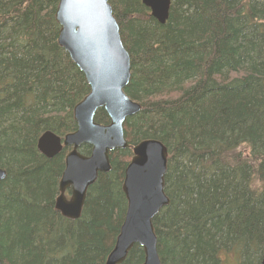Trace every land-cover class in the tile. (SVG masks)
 <instances>
[{"label":"trees","instance_id":"16d2710c","mask_svg":"<svg viewBox=\"0 0 264 264\" xmlns=\"http://www.w3.org/2000/svg\"><path fill=\"white\" fill-rule=\"evenodd\" d=\"M165 25L143 0H109L131 57L130 148L89 189L79 220L56 210L69 150L38 151L46 132L77 130L90 94L59 46L60 0H0V259L4 264H106L124 223L132 148L169 153L168 207L154 220L161 264H261L264 253V0H171ZM96 122L108 125L104 111ZM80 153L89 156L90 147ZM136 246L123 264H143Z\"/></svg>","mask_w":264,"mask_h":264},{"label":"water","instance_id":"95a60500","mask_svg":"<svg viewBox=\"0 0 264 264\" xmlns=\"http://www.w3.org/2000/svg\"><path fill=\"white\" fill-rule=\"evenodd\" d=\"M171 4V0H143L151 16L162 25L169 19ZM56 22L60 27L59 46L84 74L91 91L74 108L77 131L63 139L47 132L39 139L38 150L53 159L63 147L72 148L66 157L56 210L76 221L82 216L89 189L100 174L111 172L110 153L130 148L124 126L142 106L125 93L131 79V57L109 0H60ZM99 111L109 117L108 126L95 122ZM83 146L92 148L89 157L79 153ZM132 149L134 156L122 186L127 212L106 264H123L136 246L143 249V264H161L153 222L170 204L165 194L168 149L156 140L143 141ZM6 176L0 169V184ZM67 190H71L70 200L65 196ZM0 264H4L1 259Z\"/></svg>","mask_w":264,"mask_h":264},{"label":"rangeland","instance_id":"374dc122","mask_svg":"<svg viewBox=\"0 0 264 264\" xmlns=\"http://www.w3.org/2000/svg\"><path fill=\"white\" fill-rule=\"evenodd\" d=\"M67 198L70 199V194H66ZM236 255L231 254L229 255H224L222 256L223 260H224V264H239L238 260L236 261Z\"/></svg>","mask_w":264,"mask_h":264},{"label":"flooded vegetation","instance_id":"af4514ba","mask_svg":"<svg viewBox=\"0 0 264 264\" xmlns=\"http://www.w3.org/2000/svg\"><path fill=\"white\" fill-rule=\"evenodd\" d=\"M262 255H263V254H262ZM260 262H262V258H261Z\"/></svg>","mask_w":264,"mask_h":264}]
</instances>
